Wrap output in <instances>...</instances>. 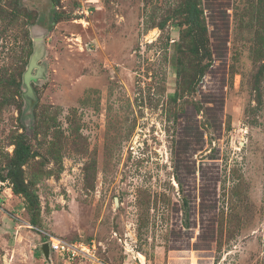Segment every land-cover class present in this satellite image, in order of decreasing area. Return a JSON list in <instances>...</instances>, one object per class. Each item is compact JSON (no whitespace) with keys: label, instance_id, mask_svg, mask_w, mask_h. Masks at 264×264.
Returning <instances> with one entry per match:
<instances>
[{"label":"rangeland","instance_id":"obj_1","mask_svg":"<svg viewBox=\"0 0 264 264\" xmlns=\"http://www.w3.org/2000/svg\"><path fill=\"white\" fill-rule=\"evenodd\" d=\"M49 237L264 264V0H0V264Z\"/></svg>","mask_w":264,"mask_h":264},{"label":"built area","instance_id":"obj_2","mask_svg":"<svg viewBox=\"0 0 264 264\" xmlns=\"http://www.w3.org/2000/svg\"><path fill=\"white\" fill-rule=\"evenodd\" d=\"M49 244L50 253L57 254L59 256H64L62 259L64 260H75V259H84L86 261H90L89 264H102L100 260L96 257L94 252V247L84 246L81 243H70L61 239H55L53 237H49L46 242ZM96 248V247H95ZM137 261L140 264H145L142 259L143 256H139Z\"/></svg>","mask_w":264,"mask_h":264},{"label":"water","instance_id":"obj_3","mask_svg":"<svg viewBox=\"0 0 264 264\" xmlns=\"http://www.w3.org/2000/svg\"><path fill=\"white\" fill-rule=\"evenodd\" d=\"M42 252H43V255L45 257V259L48 261L50 260V247H49V244L45 243L43 246H42Z\"/></svg>","mask_w":264,"mask_h":264},{"label":"trees","instance_id":"obj_4","mask_svg":"<svg viewBox=\"0 0 264 264\" xmlns=\"http://www.w3.org/2000/svg\"><path fill=\"white\" fill-rule=\"evenodd\" d=\"M21 149H18L17 151H20ZM23 150V152H28V148L27 147H25V149H22Z\"/></svg>","mask_w":264,"mask_h":264}]
</instances>
